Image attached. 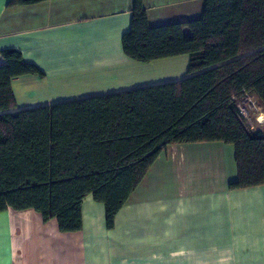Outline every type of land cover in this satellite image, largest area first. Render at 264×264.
Here are the masks:
<instances>
[{
  "label": "trees",
  "instance_id": "1",
  "mask_svg": "<svg viewBox=\"0 0 264 264\" xmlns=\"http://www.w3.org/2000/svg\"><path fill=\"white\" fill-rule=\"evenodd\" d=\"M121 45L139 62L186 54L187 75L11 112V79L44 73L20 51H0V211L32 208L59 230L76 231L91 194L110 229L172 144H231L237 177L228 188L264 184V128L256 113L247 118L239 109L248 95L264 112V0H203L199 17L155 26L142 0H133Z\"/></svg>",
  "mask_w": 264,
  "mask_h": 264
},
{
  "label": "crops",
  "instance_id": "2",
  "mask_svg": "<svg viewBox=\"0 0 264 264\" xmlns=\"http://www.w3.org/2000/svg\"><path fill=\"white\" fill-rule=\"evenodd\" d=\"M7 2L0 0V51L14 48L44 73L11 79V112L187 75L186 54L139 62L123 53L133 0ZM142 3L152 26L197 18L203 7V0ZM236 177L231 144L168 145L110 229L91 194L76 231L59 230L32 208L0 211V264H264V184L229 189Z\"/></svg>",
  "mask_w": 264,
  "mask_h": 264
},
{
  "label": "built area",
  "instance_id": "3",
  "mask_svg": "<svg viewBox=\"0 0 264 264\" xmlns=\"http://www.w3.org/2000/svg\"><path fill=\"white\" fill-rule=\"evenodd\" d=\"M239 109L241 113L247 118L249 117L250 113H256L255 119H257L260 114L255 101L248 95L245 96V99L243 100L242 105L239 106Z\"/></svg>",
  "mask_w": 264,
  "mask_h": 264
},
{
  "label": "bare ground",
  "instance_id": "4",
  "mask_svg": "<svg viewBox=\"0 0 264 264\" xmlns=\"http://www.w3.org/2000/svg\"><path fill=\"white\" fill-rule=\"evenodd\" d=\"M258 120H259L260 122L264 121V115L259 114Z\"/></svg>",
  "mask_w": 264,
  "mask_h": 264
},
{
  "label": "rangeland",
  "instance_id": "5",
  "mask_svg": "<svg viewBox=\"0 0 264 264\" xmlns=\"http://www.w3.org/2000/svg\"><path fill=\"white\" fill-rule=\"evenodd\" d=\"M186 32H188V31H186Z\"/></svg>",
  "mask_w": 264,
  "mask_h": 264
}]
</instances>
